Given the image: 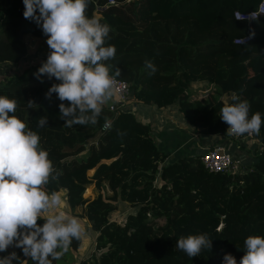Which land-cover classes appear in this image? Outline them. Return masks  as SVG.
Masks as SVG:
<instances>
[{
  "label": "trees",
  "instance_id": "1",
  "mask_svg": "<svg viewBox=\"0 0 264 264\" xmlns=\"http://www.w3.org/2000/svg\"><path fill=\"white\" fill-rule=\"evenodd\" d=\"M259 1L88 0L86 15L110 25L106 45H114L116 54L106 63L110 75L119 68L116 78L131 84L128 105L168 108L176 103L192 131L226 135L228 125L220 115L222 98L231 90L249 102V117L259 112L264 121V59L257 65L254 61L264 55V16L250 22L235 17L236 12L255 11ZM24 10L23 0H0V63L16 64L27 54L26 35H45L24 18ZM247 34L242 44L235 41ZM46 59L6 77L0 95L17 101L14 114L37 132L40 146L60 173L44 190L65 189L72 212L84 206L95 243L80 264H223L227 253L239 264L245 239L264 236V123L252 137L262 150L256 146L253 162L243 163L240 172L209 173L202 154L163 164L166 155L157 147L150 124L128 105L117 114L103 107L95 125L65 127L61 101L55 93L50 99L45 96L59 81L33 75ZM145 60L153 61L155 74L149 75ZM200 83L207 84L210 93L192 99L189 89ZM29 101L34 102L32 108ZM45 115L48 124L37 127ZM106 122L109 126L102 130ZM91 184L97 193L88 200L84 194ZM119 202L129 211L119 208ZM44 222L37 221L41 226ZM189 234H207L211 249L192 258L176 249L177 240ZM81 243V236L73 239L52 264H73V252ZM7 254L0 252V257ZM16 255L13 264H33L20 248Z\"/></svg>",
  "mask_w": 264,
  "mask_h": 264
},
{
  "label": "clouds",
  "instance_id": "2",
  "mask_svg": "<svg viewBox=\"0 0 264 264\" xmlns=\"http://www.w3.org/2000/svg\"><path fill=\"white\" fill-rule=\"evenodd\" d=\"M23 4L24 18L42 29L50 48L46 61L33 75L59 81L51 85L46 98L55 93L61 101L60 118L65 127L95 125L113 96L115 78L121 75L119 68L110 75L106 63L116 54L114 45H106L110 25L86 15L88 0H23ZM144 66L149 75L157 71L152 60H145ZM231 101L225 103L220 115L229 126L227 133L259 135L264 123L261 113L249 117V102L235 93ZM33 104L29 101V108ZM16 108L15 99L0 95V252L15 246L33 264H52L68 251L73 239L80 238L82 226L77 217L63 212L43 215L61 205L57 192L44 190L60 173L40 146L37 132L14 114ZM47 124V115L38 118L37 127ZM39 219L45 221L42 226ZM211 241L207 234H189L177 240L176 249L192 258L203 249L210 250ZM244 245L239 264H264V236H248ZM17 259L12 252L0 257V264H13ZM223 264H237V260L227 253Z\"/></svg>",
  "mask_w": 264,
  "mask_h": 264
},
{
  "label": "crops",
  "instance_id": "3",
  "mask_svg": "<svg viewBox=\"0 0 264 264\" xmlns=\"http://www.w3.org/2000/svg\"><path fill=\"white\" fill-rule=\"evenodd\" d=\"M47 38L48 37L46 35L39 38L26 35L25 42L28 44L27 54L16 64L7 62L0 63V66L13 65L12 71L9 73V75L0 76V83L3 82L8 76L21 74L28 67L39 62L44 56H47L46 54L50 52V48L46 43ZM262 59H264V55L259 56V58L257 57V59L254 60L256 61L255 64L257 65ZM252 71L253 69L249 70L248 72ZM207 88L208 85L204 83L193 84L189 89L190 97L192 98L198 95V93H207L209 95L210 90L206 91ZM232 93V90L229 91L223 96L222 100L225 103H228L229 99L233 95ZM114 98L115 97L113 95L109 102H113ZM128 106V110L135 111L140 120L150 124L153 138L157 147L162 153L166 155L163 164H168L172 160H177L178 158H183L194 154H203L208 148L221 143L224 144L225 149L226 146L229 147V152H240L242 154L241 159L244 164L253 162L254 157H256L255 147L257 146L258 149V146L260 145L258 141L246 138L244 136H241L238 139H229L223 134L204 135L202 133L192 131L191 128L193 127L187 120H185L182 113L179 111V105L176 103L170 105L168 108H158L153 104L149 105L142 103H130ZM154 121L160 124L157 127H154ZM94 187L95 185L91 184L90 195H85V198L88 200L94 199L96 195L95 189L93 190ZM57 193L61 196L60 207L58 209H54L52 212L43 213V215L47 216L56 212H63L69 216H75L79 219V222L82 226V243L80 247L73 252V264H80V262L94 249L95 233L94 231L89 230L90 222L87 216L83 213L84 206H78L75 211L72 212L67 199V191L65 189H61ZM118 206L119 208H125L126 205L123 202H119ZM17 249L18 248L15 246H10L7 249V255L12 252L16 253ZM19 264H25V261H22Z\"/></svg>",
  "mask_w": 264,
  "mask_h": 264
},
{
  "label": "built area",
  "instance_id": "4",
  "mask_svg": "<svg viewBox=\"0 0 264 264\" xmlns=\"http://www.w3.org/2000/svg\"><path fill=\"white\" fill-rule=\"evenodd\" d=\"M115 0H108L109 3H114ZM264 16V0H260L257 6V9L253 12L243 14L240 12L235 13V17L237 19H244L246 21H251L253 18ZM250 35L247 34L244 37L240 39H236L235 41L239 44H242L244 41L249 39ZM114 101L108 102L106 105H104L105 108H107L109 111H111L113 114H117L120 112H123L127 109V105L131 100L132 97V91H131V84L127 81L120 80L115 78V84H114ZM207 93H198V95L192 97L196 100H202L207 97ZM109 126V122H106L102 130H105ZM229 127V126H228ZM227 127V130H228ZM226 130V136L228 138H239L241 136H244L246 138L252 139L253 134L249 135H233L230 133H227ZM262 150V144L258 146V152ZM201 163L203 168L209 172V173H229V172H240L242 171L243 162L240 156L233 155L231 153H228L225 149V146L221 143L218 145H214L207 149L205 153L201 156ZM156 182V180H155Z\"/></svg>",
  "mask_w": 264,
  "mask_h": 264
},
{
  "label": "rangeland",
  "instance_id": "5",
  "mask_svg": "<svg viewBox=\"0 0 264 264\" xmlns=\"http://www.w3.org/2000/svg\"><path fill=\"white\" fill-rule=\"evenodd\" d=\"M23 41H24V43L28 46V44L25 42V37H24V39H23ZM49 47V46H48ZM49 54V53H48ZM48 54H46L47 56H48ZM12 68H13V65L12 66H0V76H6V75H9V73L12 71ZM3 80H4V78H3ZM2 80V81H3ZM160 122V121H159ZM160 123H157L156 121H154V127H157L158 125H159ZM151 133H152V131H151ZM152 136H153V133H152ZM224 145V144H223ZM226 151L228 152V153H231V154H234V155H237L238 154V156H240V157H242V154L240 153V152H238V153H236V152H229V147L228 146H226ZM93 185V184H92ZM91 186V185H90ZM90 186L86 189V192H85V194H84V197H85V195L86 196H88V195H90V192H91V188H90ZM95 189V194L97 193V188L96 187H94L93 188V190ZM126 210V212L127 211H129V209L130 208H125ZM124 211V212H125ZM125 212V213H126ZM113 218L114 219H117V217L116 216H113ZM119 220V219H118ZM160 224H162L163 223V221H158Z\"/></svg>",
  "mask_w": 264,
  "mask_h": 264
}]
</instances>
